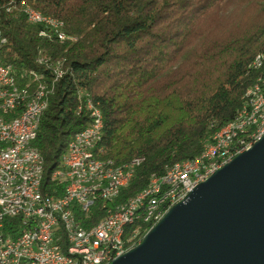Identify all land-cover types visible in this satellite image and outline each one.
<instances>
[{
	"label": "trees",
	"instance_id": "trees-1",
	"mask_svg": "<svg viewBox=\"0 0 264 264\" xmlns=\"http://www.w3.org/2000/svg\"><path fill=\"white\" fill-rule=\"evenodd\" d=\"M25 4L57 19L65 39L27 21ZM0 30L1 59L18 73L43 71L39 53L63 61L34 140L44 191L62 193L51 175L90 122L85 108L77 112L85 97L102 113L98 156L116 166L143 158L109 206L144 190L151 175L199 156L264 72L251 67L264 51V0H0ZM91 208L93 220L103 216L98 203ZM130 226L125 238L140 230L138 243L152 224Z\"/></svg>",
	"mask_w": 264,
	"mask_h": 264
},
{
	"label": "built area",
	"instance_id": "built-area-1",
	"mask_svg": "<svg viewBox=\"0 0 264 264\" xmlns=\"http://www.w3.org/2000/svg\"><path fill=\"white\" fill-rule=\"evenodd\" d=\"M25 16L27 21L32 22L31 12H25ZM54 32L59 39H65L59 36V31ZM35 61L43 67V71L18 73L11 65L3 63L0 56V80H4V84H12L11 94H2L0 90V221H8V228L0 231V264H62L64 261H74V264H105L107 253H112L119 245V237L125 234L126 227L129 226L124 225L126 216H134V222L143 218L157 200L174 192L175 188H182L181 200H184L196 183L207 179L212 168L222 167L213 164L203 166V160L186 164L188 176L189 171L201 169V177H196V183H188L187 177L172 178L171 184H161V188H154L152 184L151 193L138 197L121 212H112L108 221L95 230L93 239L74 243V238H70V231L75 230L70 229V222L84 221L88 213H92L91 207L96 202L97 193L112 195L121 180L132 178L129 167L135 164H130L123 174L113 175L107 185L63 186L59 196L48 193L47 199L39 198V190L43 189V176L39 163L40 153L34 146L38 129L36 111L43 101L42 92L47 84V71H55L59 80L64 70L51 66L42 53H39ZM257 67L264 71V57L259 59ZM258 78H261L262 83L264 72ZM80 95L85 97L84 92H80ZM260 101L264 100H257L256 103ZM18 103H30V110L18 111ZM83 108L88 112L90 122L87 127L77 132L76 140H83V146H93V142H88L87 131L97 134L98 115H93V110H89L86 97L77 112ZM242 109L244 108L239 110ZM12 112L21 113V120L15 124H6L5 115ZM238 132L240 126L222 130L218 133L220 145L214 146L206 155L222 152L225 141L232 140L234 133ZM263 136L264 121H261V131L256 133V139H252L251 145ZM243 150H233V158ZM81 159L93 162V158L81 153V148L71 147L65 152L64 165L57 168L56 175L61 172L81 171ZM230 161H226L224 165ZM56 175H51V178ZM47 204H54L53 215H46ZM134 205H142L144 214L132 215ZM42 243H52V250L41 251ZM78 253H86V260L78 261Z\"/></svg>",
	"mask_w": 264,
	"mask_h": 264
},
{
	"label": "water",
	"instance_id": "water-1",
	"mask_svg": "<svg viewBox=\"0 0 264 264\" xmlns=\"http://www.w3.org/2000/svg\"><path fill=\"white\" fill-rule=\"evenodd\" d=\"M111 264H264V136L172 205Z\"/></svg>",
	"mask_w": 264,
	"mask_h": 264
},
{
	"label": "bare ground",
	"instance_id": "bare-ground-1",
	"mask_svg": "<svg viewBox=\"0 0 264 264\" xmlns=\"http://www.w3.org/2000/svg\"><path fill=\"white\" fill-rule=\"evenodd\" d=\"M10 10V7L7 9ZM31 12V20L32 23L43 24L46 27L53 29L54 31H58L61 27V23L50 16L43 15L38 10L34 9L29 5L23 6V13ZM30 22V21H29ZM44 31H41V34H44ZM59 36L64 37V35L59 31ZM4 40L6 42V38L2 36V32L0 30V47L4 44ZM39 55V54H38ZM46 57L47 62L51 66H58L59 68H63V61L57 59L53 60L50 57ZM261 57H264V51L258 52L252 62L251 67L254 69H258L257 64ZM36 62V61H35ZM58 78L56 76L55 71H47V84L42 92L43 101L38 107L36 111V123H40L41 116L43 111L46 109L48 104L49 96L54 92L56 87V83ZM0 90H2V94H11L12 92V84H4V80H0ZM257 100H264V79L261 83V78H257L253 84H251L246 90L244 94V101L240 107L244 108L239 110L235 119L222 127L220 130L214 132L209 140L204 145V148L201 154L193 159L185 160L182 162H176L165 169V172L160 176L151 175L149 178L148 185L146 188L137 194L127 198L121 203L115 204L113 206H109L115 198L119 195V192L122 188L126 187L130 180L124 179L120 181V184L113 190V193H97L96 202L100 206V209L104 211L103 216L96 220H93L96 215V212L88 213L87 218L84 221L80 222H70V229L75 231H70V238H74V243H83L84 240H91L94 238V233L96 229H100L102 224L105 221H108L109 217L112 216V212H121L124 208L132 205L138 197L143 196V194H149L152 192V184L154 188H161V184H171L172 178L175 179H186L188 177V183H196V177H201V169H194V171H189L186 164H194L203 160V166H223L224 163L228 160H232L233 158V150H247L251 145L252 139H256V133H260L261 131V121H264V101H260V103H256ZM87 105L89 110H93V115H98V127L97 134L94 131H87L88 142H93V146H83V140H76V134H74L73 138L69 141L66 151L73 148H81V153L88 156L89 158H93V162L91 163L88 159H81V171L77 172H61V174H57V168L52 172V175H56L53 180H55L57 185L64 187H73L77 186H102L107 185L108 182L111 181L113 175L123 174V172L127 171V168L130 164H135L129 167V174L134 176L136 167L142 162V157H135L132 160L124 163L121 166H116L112 162V160L108 158H101L97 154V145L99 144L102 134H103V118L102 113L97 104L92 102L91 99L87 98ZM30 103H18V111H29ZM18 120H21V113L12 112L7 113L5 115L6 124H15ZM234 126H240V132L234 133L232 140L225 141L223 144V151L218 153H210L206 155L207 151L212 149L214 146L220 145V137L218 133L222 132L224 129H230ZM261 139V138H260ZM251 145V146H250ZM101 151V149H100ZM242 151V152H243ZM64 152V155H65ZM64 155L60 160V164L58 167L64 165ZM39 163L41 168V174L43 176V159L41 155H39ZM137 163V164H136ZM221 167H214L211 171L208 172L207 178L211 176L216 170ZM199 183L194 185L197 186ZM39 198L47 199L48 193L44 191V189L39 190ZM182 199V188H175L174 192H170L166 197H162L161 200H157V203L153 204L151 208H149L148 213L143 218H138L134 222V216H126L124 218V225H134L136 223H151L154 225L157 223L167 212V210L174 204L183 201ZM93 211V210H92ZM54 214V204L46 205V215ZM144 214V207L142 205H134L132 207V215H140ZM94 221V222H93ZM139 225V224H138ZM141 225V224H140ZM146 225V224H145ZM131 227V226H130ZM8 228V221H0V231H5ZM142 230V229H141ZM129 230L127 233H129ZM140 232V230H137ZM137 231H134L132 236H128L125 238L127 234L122 237H119V245L112 250V253H107V258H105V264H111V262L118 256L122 255L129 249L133 248L135 245L139 243H134V239ZM138 238V237H136ZM136 240V239H135ZM141 241V240H140ZM52 250V243H42L41 251H50ZM86 253H78V261H85ZM62 264H74V261H64Z\"/></svg>",
	"mask_w": 264,
	"mask_h": 264
}]
</instances>
